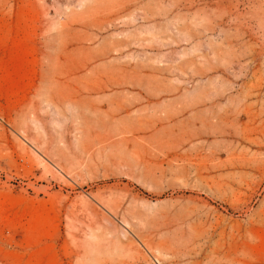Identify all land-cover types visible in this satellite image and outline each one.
<instances>
[{
	"label": "rangeland",
	"instance_id": "1",
	"mask_svg": "<svg viewBox=\"0 0 264 264\" xmlns=\"http://www.w3.org/2000/svg\"><path fill=\"white\" fill-rule=\"evenodd\" d=\"M0 264H264V0H0Z\"/></svg>",
	"mask_w": 264,
	"mask_h": 264
}]
</instances>
